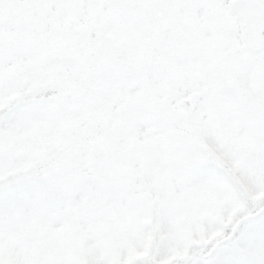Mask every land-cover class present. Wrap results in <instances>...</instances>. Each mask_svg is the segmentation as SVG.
Wrapping results in <instances>:
<instances>
[{
    "label": "snow or ice",
    "instance_id": "obj_1",
    "mask_svg": "<svg viewBox=\"0 0 264 264\" xmlns=\"http://www.w3.org/2000/svg\"><path fill=\"white\" fill-rule=\"evenodd\" d=\"M0 264H264V0H0Z\"/></svg>",
    "mask_w": 264,
    "mask_h": 264
}]
</instances>
